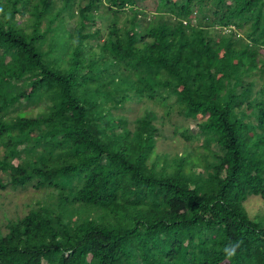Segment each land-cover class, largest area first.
Returning a JSON list of instances; mask_svg holds the SVG:
<instances>
[{"label": "trees", "instance_id": "1", "mask_svg": "<svg viewBox=\"0 0 264 264\" xmlns=\"http://www.w3.org/2000/svg\"><path fill=\"white\" fill-rule=\"evenodd\" d=\"M8 187L0 264H264V0H0Z\"/></svg>", "mask_w": 264, "mask_h": 264}, {"label": "rangeland", "instance_id": "2", "mask_svg": "<svg viewBox=\"0 0 264 264\" xmlns=\"http://www.w3.org/2000/svg\"><path fill=\"white\" fill-rule=\"evenodd\" d=\"M133 108L135 112L131 111L130 106L127 107V109L123 112H120L127 115L128 117H132V115L142 112L140 105H133ZM194 125V122H189L187 119L179 116L177 112H170L169 117L165 119V123L160 125L164 136L160 135L157 137L156 145L158 150H168L172 153L180 151V142L184 141V138L180 136V132L184 131L188 127L189 129L192 128L193 130L195 129ZM173 132L175 134H173ZM42 192L43 191H36L31 187L24 189H12L8 187L5 190H0V228L4 229L3 217L1 215L4 211L11 214L14 212L21 214L23 211L27 210L26 204L39 197ZM245 205L251 214L264 210V201L259 197L250 198Z\"/></svg>", "mask_w": 264, "mask_h": 264}, {"label": "clouds", "instance_id": "3", "mask_svg": "<svg viewBox=\"0 0 264 264\" xmlns=\"http://www.w3.org/2000/svg\"><path fill=\"white\" fill-rule=\"evenodd\" d=\"M242 243H243L242 241H235L229 243L224 248L225 255L228 256L229 258L235 256L237 253V249L241 246Z\"/></svg>", "mask_w": 264, "mask_h": 264}]
</instances>
